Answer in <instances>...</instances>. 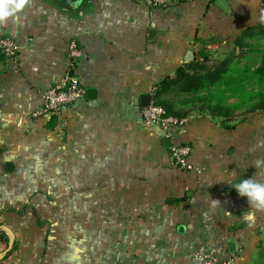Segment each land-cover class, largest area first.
<instances>
[{
  "label": "crops",
  "instance_id": "1",
  "mask_svg": "<svg viewBox=\"0 0 264 264\" xmlns=\"http://www.w3.org/2000/svg\"><path fill=\"white\" fill-rule=\"evenodd\" d=\"M259 23L264 0L154 10L143 0H29L0 23V37L19 45L16 61L0 55V264H201L196 250L264 264V211L250 226L247 198L231 185L264 182V165L255 167L264 113L231 129L188 114L167 137L134 101L188 63V51L216 55ZM72 39L81 50L73 76L93 95L58 117L22 114L64 74ZM167 138L190 146L198 171L170 165Z\"/></svg>",
  "mask_w": 264,
  "mask_h": 264
},
{
  "label": "trees",
  "instance_id": "2",
  "mask_svg": "<svg viewBox=\"0 0 264 264\" xmlns=\"http://www.w3.org/2000/svg\"><path fill=\"white\" fill-rule=\"evenodd\" d=\"M221 47L226 48L221 57L214 58L203 47L172 76L158 80L150 94L153 103L177 117L209 115L226 129L250 114L264 113V23L243 28ZM177 98L193 104V109L175 108ZM0 237L6 239L1 233ZM14 250L15 245L9 254Z\"/></svg>",
  "mask_w": 264,
  "mask_h": 264
},
{
  "label": "built area",
  "instance_id": "3",
  "mask_svg": "<svg viewBox=\"0 0 264 264\" xmlns=\"http://www.w3.org/2000/svg\"><path fill=\"white\" fill-rule=\"evenodd\" d=\"M178 0H143L149 10L162 9L174 6ZM19 52V45L10 37H0V53L9 60L16 61ZM81 55V50L75 40H70L66 51V70L64 74L42 94V104L30 111H23L22 114L37 118L46 114L60 116L62 108L73 104L77 98L84 94V88L73 76L74 65ZM72 72V73H70ZM140 116L143 121L158 126L165 136L170 137L173 128L182 127L187 118L167 114L165 109L154 104L152 99L149 104L142 107ZM190 146L178 142H172L169 147V163L173 168L180 170H196L189 162ZM198 171V170H196ZM193 256L201 264H232V256L220 258L218 255L196 250Z\"/></svg>",
  "mask_w": 264,
  "mask_h": 264
},
{
  "label": "clouds",
  "instance_id": "4",
  "mask_svg": "<svg viewBox=\"0 0 264 264\" xmlns=\"http://www.w3.org/2000/svg\"><path fill=\"white\" fill-rule=\"evenodd\" d=\"M29 0H0V23L5 22L8 18L18 19L28 4ZM264 165V160H257L255 167L259 168ZM237 194L246 197L251 209L244 216L245 222L250 226L255 223L256 212L264 211V182L256 179L242 178L238 183L231 184ZM213 200V206L215 202Z\"/></svg>",
  "mask_w": 264,
  "mask_h": 264
},
{
  "label": "water",
  "instance_id": "5",
  "mask_svg": "<svg viewBox=\"0 0 264 264\" xmlns=\"http://www.w3.org/2000/svg\"><path fill=\"white\" fill-rule=\"evenodd\" d=\"M153 33H154V30H152V29L149 30V37ZM192 59H193V54H192L191 51H188L186 56H185V61L188 62V61H191ZM70 73H72V72H70ZM85 93L87 95H93V90L92 89H87V90H85ZM134 101H135V104L140 105L141 107H145L151 101V95L144 94V95L140 96L139 98H136ZM164 141H165V143H166V145L168 147L171 146L172 142H171V140L169 138L165 139ZM9 167H11V165L9 163L5 164V166H4L6 171H10ZM227 245H228L229 250L232 252L234 250L233 242L230 240V241H228Z\"/></svg>",
  "mask_w": 264,
  "mask_h": 264
},
{
  "label": "rangeland",
  "instance_id": "6",
  "mask_svg": "<svg viewBox=\"0 0 264 264\" xmlns=\"http://www.w3.org/2000/svg\"><path fill=\"white\" fill-rule=\"evenodd\" d=\"M220 48H221V51L218 54L213 55L214 58L221 57L223 55V50H226V48H223L221 46H220ZM181 100H182V98H181ZM174 101H175V108H182L183 110L191 109V108L193 109V104H191V103H181L178 98L174 99ZM193 114H196V113L193 112ZM239 118H242V117L240 115H238L237 119H239Z\"/></svg>",
  "mask_w": 264,
  "mask_h": 264
}]
</instances>
